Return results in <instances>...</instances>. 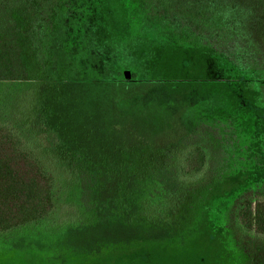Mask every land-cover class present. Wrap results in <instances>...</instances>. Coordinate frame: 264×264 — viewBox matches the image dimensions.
Masks as SVG:
<instances>
[{
    "label": "rangeland",
    "instance_id": "1",
    "mask_svg": "<svg viewBox=\"0 0 264 264\" xmlns=\"http://www.w3.org/2000/svg\"><path fill=\"white\" fill-rule=\"evenodd\" d=\"M34 1L0 0V123L50 176L54 208L0 233V264H264V235L235 216L264 199V0ZM225 11L238 34L223 40ZM194 141L210 160L189 179Z\"/></svg>",
    "mask_w": 264,
    "mask_h": 264
},
{
    "label": "trees",
    "instance_id": "2",
    "mask_svg": "<svg viewBox=\"0 0 264 264\" xmlns=\"http://www.w3.org/2000/svg\"><path fill=\"white\" fill-rule=\"evenodd\" d=\"M45 1H34V4L37 5L36 10H57L58 7H64L63 4L53 6L48 3L49 0ZM69 1L71 5H75L83 0ZM96 1L99 4L96 8L99 9L100 4L104 5L101 0ZM84 2H87V0ZM183 2L181 0H146L147 10H158L162 14L163 10H182L186 6V1ZM211 10L237 9L233 3L222 1L221 4L215 7L211 6ZM227 12H223L224 21L219 23V26H223L226 31L225 34H221L223 40L228 39V36L231 38L238 34L235 26L237 23L233 20V13L226 15ZM164 19L170 22L173 21L175 25L182 24L179 27L184 26L185 23V21H179L181 18L175 19L174 17L175 20L173 18ZM188 25H195L194 21H188ZM5 39H7L6 44L13 43L12 39L8 37ZM240 42H238V50L233 52L236 54L235 59H240V66L250 68L249 63L252 57L247 55L246 49L243 48ZM227 56L233 55L228 53ZM243 60L245 61L243 62ZM262 87H264V82ZM209 160V151L205 142H191L181 159L179 172L183 177L196 178L207 168ZM51 183L50 176L44 172L38 161L25 148L20 134L8 124L0 123V233L41 221L47 217L54 208ZM172 185H174V182ZM235 210V216L241 226L251 232L264 235V199L254 194H246L237 200Z\"/></svg>",
    "mask_w": 264,
    "mask_h": 264
},
{
    "label": "crops",
    "instance_id": "3",
    "mask_svg": "<svg viewBox=\"0 0 264 264\" xmlns=\"http://www.w3.org/2000/svg\"><path fill=\"white\" fill-rule=\"evenodd\" d=\"M18 228H19V227H18ZM16 229H17V228H16ZM13 230H15V229H13ZM13 230H11V231H13ZM15 231H16V230H15ZM27 231H28V230H27ZM9 232H10V231H9ZM10 233H11V234H8V235H6V236L9 237V235H10V236H13L14 234L16 235L17 232H16V233H14V232H13V233L10 232ZM21 233H22V232H21ZM4 237H5V236H4ZM7 237H6V238H7Z\"/></svg>",
    "mask_w": 264,
    "mask_h": 264
}]
</instances>
